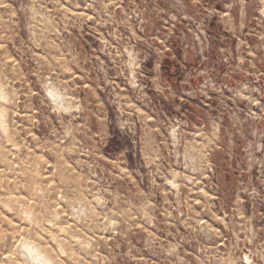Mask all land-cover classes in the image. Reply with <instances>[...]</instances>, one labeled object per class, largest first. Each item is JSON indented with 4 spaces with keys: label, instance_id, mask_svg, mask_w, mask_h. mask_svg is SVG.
Masks as SVG:
<instances>
[{
    "label": "rangeland",
    "instance_id": "1",
    "mask_svg": "<svg viewBox=\"0 0 264 264\" xmlns=\"http://www.w3.org/2000/svg\"><path fill=\"white\" fill-rule=\"evenodd\" d=\"M40 263L264 264V0H0V264Z\"/></svg>",
    "mask_w": 264,
    "mask_h": 264
},
{
    "label": "bare ground",
    "instance_id": "2",
    "mask_svg": "<svg viewBox=\"0 0 264 264\" xmlns=\"http://www.w3.org/2000/svg\"><path fill=\"white\" fill-rule=\"evenodd\" d=\"M47 262V261H46ZM40 264H42V263H40Z\"/></svg>",
    "mask_w": 264,
    "mask_h": 264
}]
</instances>
